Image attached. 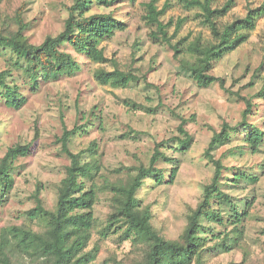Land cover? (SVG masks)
<instances>
[{
  "label": "rangeland",
  "instance_id": "rangeland-1",
  "mask_svg": "<svg viewBox=\"0 0 264 264\" xmlns=\"http://www.w3.org/2000/svg\"><path fill=\"white\" fill-rule=\"evenodd\" d=\"M149 1L120 0L108 9L92 6L89 13L113 11L127 23L125 30H117L114 36L103 39L100 44L110 61L95 62L67 45L65 47L76 55L82 65L80 72L74 76H63L58 81H42L36 90H31L27 85L29 100L21 109L10 108L0 99V158L9 146L29 143L38 134L32 153L18 161L23 164V171L17 175L9 199L0 205V232L3 227L21 223L27 218L26 211L35 205L32 192L36 182L44 185L42 196L47 206L54 205L56 184L64 177L65 166L69 163L59 141L66 127L86 126L87 131L81 130L73 138L71 148L79 151L96 140L104 169L115 178L119 174L114 173V169L122 165L148 163L158 142L181 135L179 126L182 118L188 120L185 128L193 137L191 147L186 152L168 151L173 161L159 163L167 182L158 185L154 179H150L138 192V197L144 205H149L153 223L166 237L176 239L184 230L189 208L197 205L204 184L210 181L213 174L204 151L214 130H219L223 121L236 124L242 119L247 104L236 92L253 97L263 86L264 17L258 21L250 39L217 63L212 72L225 78L228 90L219 83L202 88L190 75L181 71L171 46L153 38L151 32L155 27L144 18ZM227 1L215 0L214 6L221 7ZM263 2L234 0L230 11L222 19L225 21L243 16L249 5L255 7ZM71 3V0H0V31L16 30L20 13L27 24L25 34L29 41L40 44L48 35H57L64 29ZM157 6L166 9L161 18L170 25V36L175 34L178 21L186 19L174 41L188 35L190 41H195L200 34L209 39L210 29L203 24L198 8L187 6L185 0H157ZM113 60L120 69L141 75V80L128 88H113L99 80L97 70H113ZM11 62L10 54L0 50V69L7 68ZM258 69L260 74L257 73ZM15 73L19 81H27L26 76L17 71ZM254 73L256 76L253 77ZM143 75H146V81L142 79ZM254 101L258 104V112L250 115L249 119L264 128V98ZM127 102H135L138 109L129 108ZM131 130L135 132L128 137L123 136ZM243 138L245 132L241 130L235 134L234 145H242ZM226 150L227 147H221L216 156H222L228 165L242 166L261 176L254 185L243 182L223 187L233 196L239 212L246 207L247 201L255 199L249 216L240 220V227L244 230L248 251L257 258L264 253V147L256 154L244 149V154L225 155ZM175 159L180 169L174 183H169ZM101 183L98 180L97 225L101 224L109 211L110 194L101 188ZM220 209L225 223L211 222L217 233L230 229L232 221L236 220V217H231L233 211L228 205ZM213 242L210 240L209 245ZM101 244L97 264H106L105 259L110 251L122 254L131 245L129 240L120 244L117 237H110ZM242 259V249L226 251L220 247L210 252V264L240 262Z\"/></svg>",
  "mask_w": 264,
  "mask_h": 264
},
{
  "label": "trees",
  "instance_id": "trees-1",
  "mask_svg": "<svg viewBox=\"0 0 264 264\" xmlns=\"http://www.w3.org/2000/svg\"><path fill=\"white\" fill-rule=\"evenodd\" d=\"M68 6L69 16L64 29L57 35H48L43 42L35 44L25 34L27 24L18 13V26L14 31H0V50L9 53L11 63L0 69V99L14 109H21L29 100L27 85L36 90L42 81H58L63 76H74L82 65L72 51L65 46L71 45L79 54H85L95 62H108L104 48H100L103 39L112 37L117 30H125L127 23L119 19L113 11L90 12L98 5L108 9L120 0H71ZM187 6L200 10L202 22L210 29L209 39L200 34L195 41L185 36L177 41L174 37L186 19L177 23L175 34L169 35V24L162 20L166 9H159L157 0L149 1L144 18L153 27V38L171 46L174 57L179 61L181 71L190 75L199 87L208 88L215 83L228 90L226 80L213 72L217 63L228 54L247 42L256 29L258 21L264 17V2L258 6L249 5L247 13L232 20L222 18L230 11L234 0H228L223 6H214L215 0H185ZM114 69H99L96 77L109 83L113 88H128L141 80V75L119 68L113 60ZM26 76L27 81H19L16 73ZM260 69L257 70L259 73ZM256 74H253V77ZM146 81V75L143 78ZM264 79V78H263ZM253 82H251V85ZM233 93V92H231ZM238 97L245 100L247 107L242 119L236 123L223 121L219 130H214L204 157L212 166V176L204 184L202 196L195 207L187 213V223L176 239L166 237L153 223L151 208L144 205L138 192L154 179L162 185L167 182L161 161H173L168 151L186 152L191 147L193 137L185 128L188 120L182 118L179 136L168 141L158 142L148 163L136 166H124L113 170L119 175L112 178L106 173L100 160V146L96 140L87 148L74 151L71 148L73 138L85 125L65 128L59 141L62 150L68 156L65 175L56 184L57 195L52 207H48L42 196L44 185L36 182L32 192L35 205L26 211L27 218L18 224L5 226L0 232V264H97L102 244L110 237H117L120 244L129 240L128 251L119 254L110 251L106 264H210V252L224 248L226 251L242 249L243 259L227 264H264V253L254 258L248 251L244 230L240 220L249 216L255 199L246 202L239 212L233 196L226 192L224 185L256 184L261 176L242 166L228 165L224 158L217 157L221 147H227L226 154L244 149L252 154L264 147V128L250 115H256V98H264L263 86L255 96ZM136 110L135 102L126 103ZM254 108H256L254 110ZM245 132L242 145H234L235 134ZM131 130L124 137H128ZM134 135V134H132ZM135 136V135H134ZM137 137V135H136ZM38 140V134L29 143H16L7 148L0 158V205H4L16 185L17 175L23 169L18 161L32 153V147ZM173 141L174 144H170ZM170 170L169 183H174L180 166L176 163ZM231 175V176H230ZM98 180L101 188L108 191L109 211L101 224L97 225L96 205L98 203ZM228 205L233 211V226L224 231L215 232L213 221L224 224L225 217L221 206ZM98 234V235H97ZM97 235V238H95ZM213 244L209 245V241Z\"/></svg>",
  "mask_w": 264,
  "mask_h": 264
}]
</instances>
